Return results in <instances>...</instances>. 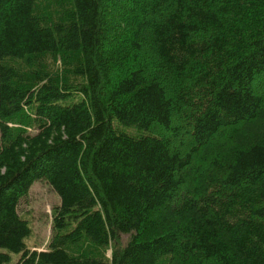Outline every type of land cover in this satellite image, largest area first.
<instances>
[{
    "label": "trees",
    "instance_id": "16d2710c",
    "mask_svg": "<svg viewBox=\"0 0 264 264\" xmlns=\"http://www.w3.org/2000/svg\"><path fill=\"white\" fill-rule=\"evenodd\" d=\"M36 181L59 197L41 251L19 213ZM13 253L264 264V0H0V264Z\"/></svg>",
    "mask_w": 264,
    "mask_h": 264
},
{
    "label": "rangeland",
    "instance_id": "374dc122",
    "mask_svg": "<svg viewBox=\"0 0 264 264\" xmlns=\"http://www.w3.org/2000/svg\"><path fill=\"white\" fill-rule=\"evenodd\" d=\"M49 63V62H48ZM51 63V62H50ZM68 64V63H67ZM55 67L65 69L58 61ZM58 69V68H57ZM58 74V73H57ZM59 197L47 184L36 181L30 188L26 198L21 201L19 213L26 219L31 229L30 235L25 239L29 249L46 250L51 237V213L53 206L57 205ZM105 256L110 257L111 250L104 251ZM20 254H11L9 264H15Z\"/></svg>",
    "mask_w": 264,
    "mask_h": 264
}]
</instances>
